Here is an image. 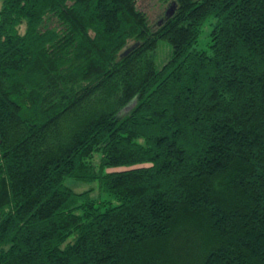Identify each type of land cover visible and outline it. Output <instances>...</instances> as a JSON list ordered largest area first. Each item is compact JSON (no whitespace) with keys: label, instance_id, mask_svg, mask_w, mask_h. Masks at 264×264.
Wrapping results in <instances>:
<instances>
[{"label":"trees","instance_id":"16d2710c","mask_svg":"<svg viewBox=\"0 0 264 264\" xmlns=\"http://www.w3.org/2000/svg\"><path fill=\"white\" fill-rule=\"evenodd\" d=\"M168 9L3 1L0 264H264V0Z\"/></svg>","mask_w":264,"mask_h":264},{"label":"rangeland","instance_id":"374dc122","mask_svg":"<svg viewBox=\"0 0 264 264\" xmlns=\"http://www.w3.org/2000/svg\"><path fill=\"white\" fill-rule=\"evenodd\" d=\"M3 1L0 0V11L3 6ZM170 0H137V7L140 12L144 13L152 26H155L157 22L162 20L164 15L166 14L169 8ZM206 31V28H204ZM207 37L203 34L200 37L197 49L202 50L206 48ZM170 47L167 45L165 41H159L158 46L155 50V64L157 69L161 68V66L168 60L170 55ZM68 187H71L78 193H84L90 191V199L99 198L101 196L102 199H109L110 197L104 193L100 192L98 182L95 183H78L72 180H68L66 182Z\"/></svg>","mask_w":264,"mask_h":264},{"label":"water","instance_id":"95a60500","mask_svg":"<svg viewBox=\"0 0 264 264\" xmlns=\"http://www.w3.org/2000/svg\"><path fill=\"white\" fill-rule=\"evenodd\" d=\"M171 14H172V9H168L167 12H166V14H165V16L168 17V16H170Z\"/></svg>","mask_w":264,"mask_h":264}]
</instances>
